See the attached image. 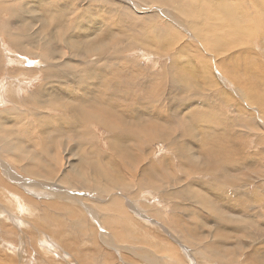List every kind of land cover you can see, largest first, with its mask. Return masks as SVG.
Instances as JSON below:
<instances>
[{
	"label": "rangeland",
	"instance_id": "1",
	"mask_svg": "<svg viewBox=\"0 0 264 264\" xmlns=\"http://www.w3.org/2000/svg\"><path fill=\"white\" fill-rule=\"evenodd\" d=\"M234 1L230 39L229 3L0 0V264H264V36Z\"/></svg>",
	"mask_w": 264,
	"mask_h": 264
},
{
	"label": "bare ground",
	"instance_id": "2",
	"mask_svg": "<svg viewBox=\"0 0 264 264\" xmlns=\"http://www.w3.org/2000/svg\"><path fill=\"white\" fill-rule=\"evenodd\" d=\"M187 2H188V5H189V7H192L194 4L196 5H194L193 7H194V9H192V10H194V11H196V10H199L198 9V7H202V5H206V9L204 8V10L205 11H203V10H201V15L202 14H204L205 13V15H207V13L210 11V9H211V7L213 6V4L215 3V6H218L219 8L218 9H221V7H222V5L224 4V3H229V5H228V11L225 13V18L224 17H221V20H224L225 22H224V28H223V33H225V31L227 30V32H228V34H227V36H229L230 37V39H233L234 37H235V35H236V32L240 29V28H238V26H240L239 24L242 22V20H243V18H245V19H247L248 20V18H246L245 16H244V14H245V11L242 9L241 11H239L238 10V7H239V5H237V3H235V1H234V3L235 4H230V2H232V1H228V0H186ZM257 0H252L251 1V4H257V2H256ZM237 2V1H236ZM244 2V1H243ZM250 4V3H249ZM258 4H259V6H260V12H261V18L259 17V16H257L259 19H255L254 21L255 22H261L259 25H261V27H258V31H256V32H259L260 31V34H262V35H260L261 37L262 36H264V24H262V22L264 23V0H258ZM248 6V5H247ZM3 6L1 5V7H0V11L1 10H3V12L6 10V11H8V12H15L16 13V15L15 16H19L18 14H17V12H18V10H17V7L16 6H10V7H8V5H7V8L6 7H4V8H2ZM251 7V6H250ZM249 8V7H248ZM215 9V8H214ZM250 9V8H249ZM217 11V10H216ZM216 11H210V13H214V14H216L215 12ZM241 15H240V14ZM93 15H95V13H93ZM231 15H232V17L233 18H231ZM240 15V16H239ZM249 15V14H248ZM14 16V15H13ZM14 16V17H15ZM100 17H101V15H99ZM202 16H204V15H202ZM210 16V15H209ZM218 16V15H217ZM222 16V15H221ZM20 17V16H19ZM106 17V16H105ZM208 17V16H207ZM11 18H12V16H11ZM21 19V18H20ZM203 19V18H202ZM207 19V18H206ZM220 19V17L218 16V20ZM211 20V19H210ZM209 20V18H208V21H210ZM6 21H7V19H6ZM100 21V20H99ZM203 21H205V20H203ZM21 22H22V20H21ZM8 23H9V21H8ZM102 23V22H101ZM22 24H23V22H22ZM21 24V25H22ZM43 25V28H48V26L45 24V23H43L42 24ZM88 25L87 24H84L83 26H80V28H81V30H84L86 27H87ZM236 26V27H235ZM251 27L252 28H255L254 26H253V24H252V21H251ZM248 28V27H247ZM247 28H245L244 29V31L242 32L244 35H246L245 37H252V38H254V35H249L250 33H252V32H250V29H249V31L247 30ZM234 29V30H233ZM226 32V33H227ZM240 34V33H239ZM238 34V35H239ZM237 35V36H238ZM249 35V36H248ZM259 35V34H258ZM25 38V37H24ZM226 38V37H225ZM225 38H223L221 35L219 36V34L218 35H212V34H207V33H204L203 34V36H202V39H204L205 40V42L209 45V47H212V48H216L217 46H219L220 47V49L221 48H223L225 45H228L230 42H229V39L228 38H226L227 40H224ZM236 38V37H235ZM249 38H246L245 39V41L246 42H249ZM15 40H12V41H16L17 42V39L16 38H14ZM20 39V38H19ZM241 39V38H240ZM203 40V41H204ZM242 40V39H241ZM252 41V40H251ZM246 42H245V44H246ZM263 42H264V40H263ZM206 43H204V44H206ZM233 43V42H232ZM234 43H236L237 44V41L235 40V42ZM229 46V45H228ZM263 46V45H262ZM239 47V46H238ZM205 48L207 49V46L205 45ZM209 50V52H210V48L208 49ZM208 50H207V52H208ZM212 50V49H211ZM247 50V49H246ZM252 50V49H251ZM249 53V52H248ZM218 57V56H217ZM243 59V58H242ZM250 59H251V57H250ZM218 60V59H217ZM242 61V60H241ZM254 62V61H253ZM220 64V63H219ZM256 66V65H255ZM257 68H259V67H257ZM258 70V69H257ZM11 82V81H10ZM102 85L104 86V87H106V84L104 85L103 84V82H102ZM244 85V84H243ZM2 86H4V85H2ZM245 86V85H244ZM243 86V87H244ZM7 88V87H6ZM245 88V87H244ZM250 89V88H249ZM3 90V89H2ZM5 90V89H4ZM244 90V89H243ZM68 91H70L69 93L70 94H73L74 93V91L73 90H68ZM5 92V91H4ZM246 92L248 93V89H247V85H246ZM245 92V93H246ZM256 93V92H255ZM249 94V93H248ZM252 94V93H251ZM244 95V94H243ZM253 95V94H252ZM257 95V94H256ZM258 96V95H257ZM259 96H261V95H259ZM250 97V96H249ZM254 100H256V99H254ZM257 101V100H256ZM261 101H262V99H261ZM260 102V101H259ZM262 104H263V102H261ZM264 106V105H263ZM77 108V107H76ZM68 109V108H67ZM69 109H71V105H70V107H69ZM80 109V108H79ZM78 109V110H79ZM91 109V108H90ZM204 109V108H203ZM77 110V109H76ZM81 110V109H80ZM71 111H73V110H71ZM207 111V110H206ZM238 111V110H237ZM68 112V111H67ZM93 112V111H92ZM70 113V112H69ZM77 113V112H76ZM80 113V112H79ZM81 113L83 114V116H80V117H83V120H84V122H86L87 120H88V111H81ZM80 113V114H81ZM208 113V112H207ZM96 115H101V113H100V111L99 112H96L94 115H93V113L91 114V119L90 120H94L95 121V116ZM209 115V114H208ZM65 116V115H64ZM72 116V115H71ZM79 116V115H78ZM194 116H195V119H196V125H200V126H203V123H205V120L207 119L208 120V116H207V114H206V112H205V110H202L201 108H199V110L194 114ZM211 116V115H210ZM264 116V115H263ZM66 117V116H65ZM64 117V118H65ZM73 117V116H72ZM55 119V118H54ZM52 120V119H51ZM62 120V119H61ZM210 120V119H209ZM53 121V120H52ZM82 121V120H81ZM93 121V122H94ZM55 122H56V120H55ZM83 123V122H82ZM208 123V122H207ZM210 123H212V122H210ZM210 123H208L209 125H210ZM50 124H51V122H50ZM206 127H208V125L206 126ZM3 128V125H1L0 126V129H2ZM20 128V127H19ZM24 129V128H23ZM54 129V128H53ZM85 129V128H84ZM210 129V128H209ZM26 130V129H25ZM88 130H90L89 128H88ZM142 130V129H141ZM27 131V130H26ZM6 132H8V131H6ZM30 132V131H29ZM213 132V131H212ZM26 133V132H25ZM216 133V132H215ZM142 134H143V136H146V133H144V131H142ZM217 134V133H216ZM226 135V134H225ZM21 143V142H20ZM24 143H25V141H24ZM21 145L22 144H18L17 145V148H16V150L18 151V152H22V154H23V156L24 157H26L27 155H26V151H22L23 150V148L21 147ZM141 148H142V145L140 146ZM44 151V150H43ZM38 166H41V165H38ZM36 175V174H35ZM158 186V185H157ZM160 188V187H159ZM23 197V196H22ZM119 210V209H118ZM122 211V209H120V212ZM123 212H121V214H122ZM120 214V215H121ZM122 231V230H121ZM119 233V232H118ZM122 233H124V231L122 232ZM121 233V235H122V238L124 237V235ZM120 234V233H119ZM118 234V235H119ZM121 235L119 236L120 238L119 239H121ZM125 239V238H124ZM124 239H122V240H124ZM177 255V254H176ZM178 258V257H177ZM165 263H167L166 261H165Z\"/></svg>",
	"mask_w": 264,
	"mask_h": 264
}]
</instances>
